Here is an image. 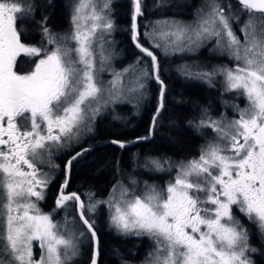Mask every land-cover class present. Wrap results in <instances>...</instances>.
Here are the masks:
<instances>
[{
  "label": "snow or ice",
  "instance_id": "obj_1",
  "mask_svg": "<svg viewBox=\"0 0 264 264\" xmlns=\"http://www.w3.org/2000/svg\"><path fill=\"white\" fill-rule=\"evenodd\" d=\"M142 4L132 0L130 27L131 41L142 55L117 71L110 66V0H76L71 31L64 34H53L42 18L39 26L47 44L41 46L26 44L18 26L38 10L33 0H0V264H70L83 242L92 245L91 264H98L92 217L101 206L118 234L152 241L144 264H253L248 253L257 249L234 213L264 238V0H236L235 5L204 0L191 22L152 21L143 32L150 47L141 41ZM155 6L160 7L159 0ZM242 19L238 36L233 22ZM210 41L215 42L213 51L236 62L234 67L193 71L180 65L177 70L210 86L215 77H224L225 92L244 97L247 106L231 105L237 114L233 119H213L204 109L198 122H188L215 134L199 157L186 162L147 157L137 166L148 172L175 170L165 187L145 181L137 194L139 181L129 175L131 188L118 180L107 199H96L93 192L82 198L78 191H66L73 162L92 150L81 146L64 166L55 200L54 211H64L63 222L42 212L38 202L54 177L38 165L58 168L54 154L81 145L109 106L143 98L154 80L159 96L148 134L111 143L124 149L151 139L166 92L152 49L168 56L198 50ZM24 56L35 58L33 66L17 70ZM105 72L112 79L105 81Z\"/></svg>",
  "mask_w": 264,
  "mask_h": 264
},
{
  "label": "trees",
  "instance_id": "obj_2",
  "mask_svg": "<svg viewBox=\"0 0 264 264\" xmlns=\"http://www.w3.org/2000/svg\"><path fill=\"white\" fill-rule=\"evenodd\" d=\"M74 1H36L38 10L33 17L26 20L30 23L25 28V32L31 36L36 35L38 29L33 23L44 17L47 18V26L53 34L70 32L69 22L73 6L69 5L74 4ZM184 1L194 2L195 0ZM157 2L158 0H143L142 10L144 14L138 18L141 41L146 47H150L143 38V30L146 24L159 19H176L174 16L165 14L162 0H159L160 7L155 6ZM180 5L182 4H177V7L182 8ZM132 9V0H110V17L114 24L110 36L116 42L114 49L116 54L121 55V61L118 65L121 70L132 64L137 56L142 55L131 41ZM64 24L69 26L61 31L60 28L64 27ZM152 50L158 56L160 77L166 85L164 54L160 49ZM185 91L184 88L178 90L180 98L177 99L176 106L175 104L174 106L168 104V111L166 112L164 109L161 111L155 134L151 139L135 143L131 147L121 149L112 144L111 141L113 139L132 141L148 134L159 96V85L154 80L148 82L145 101L131 100L129 103H121L116 108L119 110L120 121L115 118L112 120L111 114H106L103 118L99 117L95 123L96 132L92 133L87 140V146H91L92 150L77 161L72 168L71 181L75 187L81 191L82 186H84L83 189L95 193L97 199H105L118 180L128 182L129 175L135 176L139 182L143 179L152 183L162 181V187H164L167 181L165 172H148L137 165H143L147 157L173 162L186 161L190 157V152L195 149L198 139L194 137L190 126L184 123L188 111L182 105H186L188 101L198 103L199 99L196 96L190 97V93ZM173 98L175 97L173 96ZM174 171L173 169L168 173L169 180L173 178V175L175 176ZM96 215L99 217V220L96 221L100 252L98 264H142L152 250L150 240L147 237L118 234L117 231L109 227L108 210L104 206L97 210ZM250 244L257 249L254 253H248L253 264H264V238H261L257 233H251ZM91 249L92 245L88 242L87 264L88 262L91 264Z\"/></svg>",
  "mask_w": 264,
  "mask_h": 264
},
{
  "label": "flooded vegetation",
  "instance_id": "obj_3",
  "mask_svg": "<svg viewBox=\"0 0 264 264\" xmlns=\"http://www.w3.org/2000/svg\"><path fill=\"white\" fill-rule=\"evenodd\" d=\"M38 0H33L35 2V5L38 8V5L36 3ZM165 8V14L168 16H174L177 20H183L185 22H191L195 18V12L197 8L201 6V4L204 2V0H195L194 2H185L184 0H162ZM221 3L227 4L229 0H220ZM232 4H236L235 0H230ZM180 5L182 8H178L177 4ZM73 6V4H70L69 6ZM69 9V7H68ZM69 11V10H68ZM73 11V7L71 9ZM41 15V14H40ZM182 16V18H179ZM167 18V17H166ZM246 19V17H245ZM30 22L18 21V26L20 28V31L23 33V40L26 44L29 45H36L41 46L43 43L44 45L47 44V41L44 39L42 35V31L39 26V21L33 23L36 24L37 32L36 35H30L25 32V28L28 26ZM243 23V19L240 21V23L233 22V30L237 33V35H240V24ZM69 25H71V20L69 22ZM60 28L62 31L67 26ZM215 42L210 41L207 44H205L203 47L199 48L198 50H194L192 52H177L173 55L165 56V79H166V92H165V98H164V111L167 110L168 104L171 106H176L178 103V100L180 98L178 90L180 88L186 89V93H190V97L196 96L197 99H199L198 103H195L193 101H188L186 105H182L183 108H185L188 113L187 116L184 118L185 125H189L190 120L199 121L204 109L208 110V114L211 115L213 119H218L221 115H226L228 119L236 118L237 114L233 111L231 105H239L240 108H244L247 106V100L242 96H237L235 92H225V85H224V77L217 76L212 81V86H210L208 83L190 78L186 75H183L180 71H178V67L180 65H188L191 67L193 71H199V70H211L214 67L217 66H224V67H234L235 61L228 58V56L220 55L218 51H213ZM33 57H27L24 56L21 58L20 63L18 64L17 70H23L27 71L29 70L33 64ZM185 93V94H186ZM173 96L175 98H173ZM225 101L228 102V106L225 105ZM180 107V106H179ZM98 119V118H97ZM99 120V119H98ZM97 122V120H96ZM95 122V123H96ZM190 130L192 131L194 137L198 139V142L196 144L195 149L190 152V157L186 160H190L193 158H198L200 154V149L202 146L206 145L209 141L213 140L215 137V134L211 131V129H201L197 130L196 128L190 126ZM96 132V127L94 124V130L88 134L85 135L81 141V145L75 146L74 149L65 150L59 153L54 154L53 156V162L57 165H59L58 168H52L50 169L47 164L38 165V167L45 172H51L54 179L49 184L48 188L45 190V198L38 202V207L40 210L44 213H50L52 215V219L55 220L56 217L60 219H64V211H54L56 205L55 200L59 193L60 185L64 182L65 179V164L67 160L70 158L72 154H74V151H79L80 147H88L87 140H89V136ZM85 156V155H84ZM84 156L78 158L76 161L73 162L72 168H74L77 161L81 160ZM185 161V162H186ZM167 174V181L165 183V186L167 182L169 181V176ZM176 174V172H175ZM174 175L173 178L174 179ZM84 186H82V190L78 187H75V184L71 181V172H70V178H69V186L67 188V192H73L78 191L82 198H86L85 194L88 192L87 189H83ZM79 189V190H78ZM97 199V198H96ZM99 199V198H98ZM239 219L242 220V222L245 224V226L249 229V233H257L256 229L253 225H251L246 218H244L242 215H240L238 212L234 213ZM97 221L99 220V217L95 214V216L92 217ZM258 234V233H257ZM259 235V234H258ZM87 245L88 242H85V244H82V250L79 256V263L80 264H87ZM88 264H90L88 262Z\"/></svg>",
  "mask_w": 264,
  "mask_h": 264
},
{
  "label": "rangeland",
  "instance_id": "obj_4",
  "mask_svg": "<svg viewBox=\"0 0 264 264\" xmlns=\"http://www.w3.org/2000/svg\"><path fill=\"white\" fill-rule=\"evenodd\" d=\"M75 3H76V0L74 1V4H73V7H74V5H75ZM70 28H72V24L70 25ZM145 30V29H144ZM144 30H143V32H144ZM150 30V29H149ZM71 31V30H70ZM108 39L112 42L111 43V45H110V47H109V52L112 54V59H111V68H114L115 70H117V71H120L121 69H120V67L118 66L119 65V63H120V61H121V55H119V54H116V52H115V44H116V42H115V40L111 37V36H109L108 37ZM161 44H163V41H161ZM102 78L105 80V81H107V80H110V79H112V77H111V75L108 73V72H105V73H103L102 74ZM145 99V95L143 96V98H140L139 100H141V101H145L144 100ZM131 100H134V101H138L137 99H131ZM125 103H129V102H125ZM121 103H116V104H113V105H111V106H109L99 117L100 118H103V116H105L106 114H111L112 116V120H114V118L115 117H119L120 115H119V110L118 109H116L117 107H119V105H120ZM98 117V118H99ZM116 119V118H115ZM117 121H120V119H117ZM88 134H90V133H87L86 135H88ZM166 172V171H165ZM175 172V171H174ZM152 174V173H151ZM176 175V174H175ZM172 180V179H171ZM145 181H147L148 182V180L147 179H143L142 181H140L139 182V185H138V190H137V194H142V192H143V190H144V182ZM125 183V185H127L128 187H133L132 185H130L128 182H124ZM149 184H156V185H158V186H160V187H162V181H157V182H155V183H152V182H148ZM165 187V186H164ZM112 190V189H111ZM110 193V192H109ZM108 196H109V194H108ZM108 196H106V198L105 199H107L108 198ZM54 221H56V222H63V220L62 219H60L59 220V218H57L56 217V219L54 220ZM114 229V228H113ZM115 230V229H114ZM116 231V230H115ZM82 244H85V242H83V243H81L80 244V253H81V250H82V247H81V245ZM150 244H151V248L153 249V247H154V245H153V243H152V241H150ZM150 248V249H151ZM152 251V250H151ZM80 253H79V255L78 256H76L75 258H73V260L70 262V264H80L79 263V256H80ZM34 255L36 256V257H38L39 256V250H38V246H35L34 247ZM250 259V258H249ZM142 264H144V262L142 263Z\"/></svg>",
  "mask_w": 264,
  "mask_h": 264
},
{
  "label": "water",
  "instance_id": "obj_5",
  "mask_svg": "<svg viewBox=\"0 0 264 264\" xmlns=\"http://www.w3.org/2000/svg\"><path fill=\"white\" fill-rule=\"evenodd\" d=\"M236 1V0H235ZM135 144V143H134ZM134 144H128L126 147H131L133 146Z\"/></svg>",
  "mask_w": 264,
  "mask_h": 264
}]
</instances>
